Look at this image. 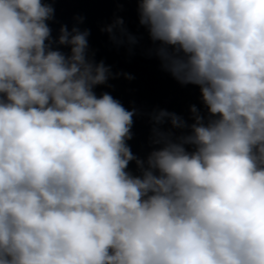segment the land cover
Instances as JSON below:
<instances>
[{
    "label": "clouds",
    "instance_id": "9594fccd",
    "mask_svg": "<svg viewBox=\"0 0 264 264\" xmlns=\"http://www.w3.org/2000/svg\"><path fill=\"white\" fill-rule=\"evenodd\" d=\"M137 3L214 117L192 106L191 133L161 134L147 168L126 144L134 112L93 92L109 69L88 31L61 27L66 56L49 3L0 0V264H264V0Z\"/></svg>",
    "mask_w": 264,
    "mask_h": 264
},
{
    "label": "water",
    "instance_id": "95a60500",
    "mask_svg": "<svg viewBox=\"0 0 264 264\" xmlns=\"http://www.w3.org/2000/svg\"><path fill=\"white\" fill-rule=\"evenodd\" d=\"M54 9L53 18L46 23L51 29L52 50L66 56L70 45L57 41L62 26L88 31L87 58L109 69L106 83L93 87L97 97L110 94L128 111H133L131 139L126 144L133 155L144 162L148 156L164 146L161 134L178 140L191 133L195 122L191 112L195 106L207 122L211 117L203 103L200 87L180 83L166 68L148 29L140 24L137 0H43ZM122 20L123 24H117ZM112 28L109 32L108 29ZM175 114L185 127L174 128L170 117L157 121L160 112ZM160 141V142H157ZM188 151L193 146L185 145ZM126 171L142 176L136 160L129 162Z\"/></svg>",
    "mask_w": 264,
    "mask_h": 264
}]
</instances>
